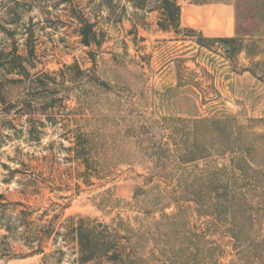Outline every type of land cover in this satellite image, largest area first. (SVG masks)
Instances as JSON below:
<instances>
[{
	"label": "rangeland",
	"instance_id": "374dc122",
	"mask_svg": "<svg viewBox=\"0 0 264 264\" xmlns=\"http://www.w3.org/2000/svg\"><path fill=\"white\" fill-rule=\"evenodd\" d=\"M178 1L183 15L192 5L229 6L231 30L216 32L209 26L203 31L181 20L177 33L165 32L157 26L155 11H134L118 2V9L125 5L122 19L100 9L96 18L103 32L100 45L85 47L60 11L66 4L58 6L56 14L64 25L38 30L37 67L51 72L76 62L111 90L89 85L75 90L66 84L69 89L57 94H69L65 107L48 114L52 122L38 128L39 142L25 141L26 116L14 115L15 129L23 132L0 147V194L8 202L23 203L16 206L13 218L27 209L37 224L54 218L59 231L74 214L117 227L120 235H128L129 225L134 229L129 236L136 264H264V172L238 181L232 176L237 172L230 153H215L219 137L215 130L208 127L205 133L206 126L194 123L234 117L253 147L249 154L233 153L235 161L244 153L255 161L252 167L264 170V0ZM37 3L40 7L53 1ZM72 3L89 13L102 1ZM213 6L200 9L220 12ZM187 28L195 32H186ZM77 94L83 97L81 105L89 102L92 111L77 108ZM74 117L89 118L85 130L94 132L95 150L104 153L97 177L95 170L83 173L84 167L71 161L73 152L63 135H68L67 123ZM193 141L205 144L207 156L187 163L186 169L171 160L163 166L156 160L155 149H184ZM193 151L202 150L198 145ZM1 163L18 169L9 183ZM216 167L225 171L217 179L233 191L228 201L207 203L187 194L192 188L186 185L193 181L204 186L206 179L214 180ZM206 209H216L218 215L207 214ZM41 214L45 215L38 219ZM8 242L9 257L0 256V264H78L74 244L62 237L47 241L45 254L25 257L26 248L13 238ZM3 248L0 245V251Z\"/></svg>",
	"mask_w": 264,
	"mask_h": 264
},
{
	"label": "trees",
	"instance_id": "16d2710c",
	"mask_svg": "<svg viewBox=\"0 0 264 264\" xmlns=\"http://www.w3.org/2000/svg\"><path fill=\"white\" fill-rule=\"evenodd\" d=\"M40 1L42 3L53 1V3L42 4L40 7L35 5ZM101 1L102 3L96 9H90L92 12L85 13L84 8L73 4L72 0H0V124L4 126L0 127V147L5 143L4 140H13L14 135L19 136L20 132H23L22 128L15 129L14 115L26 116L24 121L27 123L25 141L39 142L41 137L38 128L44 126L47 120L52 122L48 114L65 107L63 100L67 99L69 94L59 97L57 94L69 89L66 84H71L75 90L86 85L106 92L111 90L110 85L91 72V69H82L76 62L63 65L58 71L51 72L43 71L37 67L35 49L37 32L45 27L57 29L59 22L62 26L64 25V21H60V16L56 14L59 5L66 4L60 11H63L68 18V23L73 24L72 33L85 47L100 45V37L103 36V32L98 27L96 18L98 11L102 8L108 12L107 16L113 14L114 18L120 21L124 4H128L134 11L144 13L155 11L157 13V26L162 31L177 33L181 27V5L178 0ZM118 2L124 3L119 6L121 7L119 9L116 6ZM192 2L206 3L207 0ZM41 22L43 25L37 28ZM185 30L186 32H195L190 28ZM19 46L23 47L22 51ZM81 98H83L82 95H76L77 108L92 111L89 102L86 103L87 106L81 105ZM36 114L45 117L41 120L36 117ZM89 122L87 117H74L68 120L67 124L70 123L71 128L67 131L68 135H63V138L69 142L67 149L73 152L71 161L81 164L84 167L83 173L90 172L91 169L95 170L96 173L93 174L97 177L104 153L98 149L95 150L98 139L94 132L91 129L85 130L90 124ZM194 123L206 126L203 130L205 133L208 127L215 130L219 136L215 153L218 155L230 153L229 159L232 169L237 172H232V176L238 181L250 180L251 176L255 178V174L260 173V171L264 172V170L252 167L255 161L248 155H244V153L249 154L253 147L248 141V133L239 128L234 117L222 115L218 118L199 119ZM3 128L14 131L4 134L2 133ZM200 131L202 130L199 129L198 132ZM198 145L202 150L201 153L193 151ZM205 150L204 143L193 141L184 149H155L154 155L159 163L162 162V166L165 164V160H171L177 167L186 169L187 163L207 156ZM236 151L244 152L238 161H235L233 156ZM1 165L8 170V175L4 181L9 183L18 169L10 168L5 163H1ZM213 174L214 180L212 178L206 179L204 186L198 183H195L197 184L195 186L194 181L190 185H186L187 188L189 186L192 188L187 191V194L195 198L196 201L204 200L207 203L213 199L228 201L233 191L227 190L224 187L226 184L217 179L218 176L223 177L225 171L216 167ZM11 205L13 207H10ZM16 206L24 205L19 201L8 202L5 196L0 194V231H3L0 235V245L4 246L0 251L1 257H9L6 255V252L10 251L9 242L6 243L9 238H13L14 242L20 243L22 247L28 250V253L22 255L25 257L45 254L46 242L52 240L55 243L57 237H62V240H68L74 244L78 264H136L133 257L136 253L135 246H133L132 237L129 236L134 229L129 225H126L128 226V235H120L117 227L111 228L103 223H93L87 217L74 214L67 216L65 223L60 226L63 231H59L55 227L54 218L47 224L40 225L29 219L30 212L27 209H20L13 218L12 214L16 210ZM205 213L218 215L216 209H206ZM43 215L45 214H41L38 219H41ZM136 233L139 235V230Z\"/></svg>",
	"mask_w": 264,
	"mask_h": 264
},
{
	"label": "crops",
	"instance_id": "0c3cea01",
	"mask_svg": "<svg viewBox=\"0 0 264 264\" xmlns=\"http://www.w3.org/2000/svg\"><path fill=\"white\" fill-rule=\"evenodd\" d=\"M207 6H213V5H199V6H189L186 9L185 15H183V12H181V20H184L186 24H189L191 26H196L197 28L201 30H205V28H208L210 26L211 31H221L228 29V33L231 30V24H232V16H231V8L229 6H220L215 8H219V11H216L215 9H200ZM223 9V10H222ZM186 16H191L185 20ZM230 18V19H229ZM231 20V24H230ZM227 33V34H228Z\"/></svg>",
	"mask_w": 264,
	"mask_h": 264
}]
</instances>
